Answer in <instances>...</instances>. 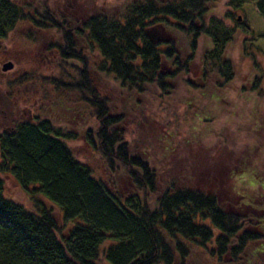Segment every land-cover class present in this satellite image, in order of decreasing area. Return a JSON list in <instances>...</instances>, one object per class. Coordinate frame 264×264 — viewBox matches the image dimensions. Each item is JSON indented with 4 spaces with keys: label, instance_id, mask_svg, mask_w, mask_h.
I'll return each instance as SVG.
<instances>
[{
    "label": "trees",
    "instance_id": "obj_1",
    "mask_svg": "<svg viewBox=\"0 0 264 264\" xmlns=\"http://www.w3.org/2000/svg\"><path fill=\"white\" fill-rule=\"evenodd\" d=\"M218 2L131 0L118 13L79 22L57 17L49 0L31 6L35 15L31 3L0 0V42L23 21L55 39L49 48L66 66L51 81L71 93L69 110L78 115L67 129L46 112L0 131V174L16 179L32 207L8 198L0 176V264H264V204L252 208L235 192L255 210L239 214L201 187L164 182L149 158L138 156V134L124 115L144 94L173 99L183 76H196L187 87L197 98L208 97L211 81L219 94L235 80L228 46L241 29L252 57L256 34L226 14L236 25L228 27ZM257 8L264 18V0ZM158 28L168 34L157 38ZM92 77L113 80L122 111L94 90ZM62 109L58 101L50 108ZM163 132L167 152L171 132ZM81 136L103 160L100 179L69 146Z\"/></svg>",
    "mask_w": 264,
    "mask_h": 264
},
{
    "label": "rangeland",
    "instance_id": "obj_2",
    "mask_svg": "<svg viewBox=\"0 0 264 264\" xmlns=\"http://www.w3.org/2000/svg\"><path fill=\"white\" fill-rule=\"evenodd\" d=\"M14 1L20 6L31 3L28 11L35 15L31 6L44 4L46 0ZM130 1L49 0V8L51 12L57 13V17L64 16L83 22L86 17L97 12L109 15L118 13ZM235 1L219 0L216 9L219 18L232 28L236 27L234 20L225 15L234 16L235 19L241 17L244 27L247 26L249 32H255L254 46L258 47L257 50L253 48L255 55L250 57L249 53L253 50L246 49V34L238 29L236 39L227 50L229 59L236 67L235 80L219 94L214 90L215 80L211 81L208 97L197 98L196 93H189L187 87L190 79L198 82L196 76L192 75L193 79L183 76L173 97L175 100L159 97V94H144L138 96V107L132 104L126 108L124 115L127 126L138 134V144L135 145L138 156L144 159L148 157L147 160L164 182L179 178L186 185L201 187L216 194L221 202L228 206L234 205L233 211L245 214L264 204V18L257 8L258 0H242L241 3ZM233 5L241 8L234 10ZM158 30L160 32L154 33L157 38L168 34L164 29ZM51 37L47 30L36 31L30 21H23L1 40V66L12 62L14 69L2 74L5 72L0 66V108L5 112H0V131L15 129L17 124L33 115L42 120L46 112L49 119L53 118L59 127L74 126V119L78 115L74 110H69L70 100L73 99L71 93L58 92L60 89L51 81L52 78L61 79L63 68L60 65L66 66V58L60 61L58 54L50 50L51 43H57ZM205 46L206 43L202 41L199 54L204 52ZM26 76L29 79L23 82L22 78ZM90 79L94 90L99 94L104 93L103 100H115L118 111H122L123 94L113 80L107 77ZM63 94L67 96L63 98ZM194 99L196 102H193ZM57 101L63 104L64 109L52 112L50 108ZM197 110L201 111V116H195ZM13 115L16 117L15 122ZM166 130L171 132L170 150L167 152L160 141ZM69 146L81 163L89 166L96 177L102 178L103 160L86 143L84 136ZM0 176L6 178V196L31 209V203L16 179L7 178L3 174ZM235 192L243 194L246 197L244 203L252 208H246Z\"/></svg>",
    "mask_w": 264,
    "mask_h": 264
},
{
    "label": "water",
    "instance_id": "obj_3",
    "mask_svg": "<svg viewBox=\"0 0 264 264\" xmlns=\"http://www.w3.org/2000/svg\"><path fill=\"white\" fill-rule=\"evenodd\" d=\"M13 69H14V63H12V62H8V63L4 64V66H3L4 72H8V71H11Z\"/></svg>",
    "mask_w": 264,
    "mask_h": 264
},
{
    "label": "flooded vegetation",
    "instance_id": "obj_4",
    "mask_svg": "<svg viewBox=\"0 0 264 264\" xmlns=\"http://www.w3.org/2000/svg\"><path fill=\"white\" fill-rule=\"evenodd\" d=\"M0 53H1V51H0ZM1 63H2V62H0V66L2 65ZM2 68H3V67L1 66V69H2ZM2 71H3V69H2ZM3 72H4V71H3ZM2 74H6V72H5V73H2ZM0 112L3 113V114H5V112H2L1 108H0ZM13 120H14V122H15V120H16V117H15L14 115H13ZM9 130H12V128H11V129L9 128Z\"/></svg>",
    "mask_w": 264,
    "mask_h": 264
}]
</instances>
